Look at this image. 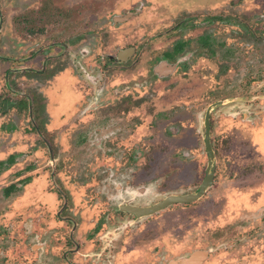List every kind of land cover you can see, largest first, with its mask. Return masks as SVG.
Returning <instances> with one entry per match:
<instances>
[{"label": "rangeland", "instance_id": "1", "mask_svg": "<svg viewBox=\"0 0 264 264\" xmlns=\"http://www.w3.org/2000/svg\"><path fill=\"white\" fill-rule=\"evenodd\" d=\"M233 1L205 9L197 3L171 10L163 0H0V112L7 111L5 100L11 111L0 115V161L10 154L16 159L0 172V264H74L80 259L85 260L79 264L102 259L111 263L119 255L118 243L123 247L125 240L124 254L131 262L127 264H163L164 259L176 261L195 251L208 252L213 260L209 264H264V21L249 27V21L264 12V0ZM139 8L141 16L124 25L111 22L113 15ZM216 14L220 20L202 24L205 16ZM184 17L188 22L179 25ZM182 25L190 32L170 35V31H184ZM87 32L83 42L84 36L78 34ZM207 32L214 39L212 50L196 43ZM182 34L196 45L190 47L195 60L185 64V74L179 70L174 76L151 79L153 64ZM130 44L137 47L131 61L102 68L107 55L115 56ZM78 50L89 54L82 58ZM59 52L48 59V66L51 60L56 64L46 75H35L32 66L38 67L45 54ZM62 71L75 81L70 86L79 97V112L70 115L68 108L57 118L49 112V118L43 103H49L47 96L56 86L53 80ZM45 76L46 82H40ZM87 79H101L96 90L99 93L104 86L107 97L119 98L116 91H129L126 101L118 105L130 112L126 120L132 118L121 133L125 146L139 147L143 160H136V165L128 162L119 167L122 156L93 146L99 136L88 128L82 113L93 110L85 108L93 89ZM135 82L142 84L135 87L137 93L131 87ZM26 97L32 100L30 110ZM215 101L223 102L211 115L215 182L198 210L187 212L176 206L132 221L113 210L122 202L114 188L121 182L119 174L130 176L141 164V181L155 174L166 186L173 176L161 177L166 170L163 163L176 161V156L168 146L159 145L157 136L184 118L186 125L194 126L197 138L202 137L204 112ZM6 130L15 135L8 138ZM194 143L193 139L187 142L186 148ZM131 149L126 148V158L134 156ZM190 153L205 167L201 146ZM152 158L157 166L151 164ZM181 169L174 181L192 182L194 163H185ZM109 171L119 173L114 183L102 180ZM86 173L93 174V179L86 180ZM11 184L18 190L6 197L4 189ZM102 217L107 228L94 233ZM74 222L73 237L83 254L75 258L66 252L74 248L70 236ZM202 222L208 225L201 226ZM44 242L46 247L41 248ZM107 245L110 252H102Z\"/></svg>", "mask_w": 264, "mask_h": 264}, {"label": "flooded vegetation", "instance_id": "2", "mask_svg": "<svg viewBox=\"0 0 264 264\" xmlns=\"http://www.w3.org/2000/svg\"><path fill=\"white\" fill-rule=\"evenodd\" d=\"M222 1L223 0H163V2H167L170 5L171 10L183 8L184 5H193V4L197 5V3L199 5H202L204 9L208 6H213V5L217 7L219 3ZM237 1L236 0L233 1V4H236ZM249 1L253 2L254 0H249ZM140 11H141V8H139V10L138 9L129 10V12H126L123 15H117V14L113 15L111 18V22H113L114 24L124 25L125 23L129 22L131 19L137 16H141ZM205 17L206 19L204 22H202V24L205 23L206 25H210L211 23H213L212 20L214 19L215 20L221 19L219 18L221 16H217V14L214 16L209 15ZM261 19L264 21V12L258 15L257 17H254L252 20H250L249 27H252L254 23L259 22ZM187 22H188V17L186 18L184 17L180 19L178 23L180 25V24L187 23ZM182 26L185 27L184 31H170V35L175 34V32L176 33L177 32H181V33L190 32L186 30L187 28L185 25H182ZM173 29L176 30L177 25H176V28L173 27ZM251 31L252 30H249L250 34H253V32ZM81 35L84 36V39L82 41L85 42L87 40L86 38L88 37L89 32H87L86 34H78V37ZM213 41H214L213 36L207 32L206 34L200 36L196 40V43L200 47H203V48L206 47L212 50ZM191 45L196 47L194 43H192L190 40L185 38L184 34L179 36L178 40L176 39L173 40L171 42L170 50L165 52V54H163L162 57H160L153 64L151 68V79H155L157 77L166 78L168 76H174L179 70L181 72L184 70V74H185L186 70H188V65H185V64H187L190 61L195 60L194 53L190 49ZM62 48L63 50H65L64 46H62ZM78 52L80 53L82 58L87 57L89 54V52L86 50H82V51L78 50ZM136 52H137L136 46L132 44L125 46L121 48L120 50H118L115 56L107 55L106 60L101 62L102 68L105 69L106 64L108 65L110 63L126 65L129 61H131L136 56ZM60 54L61 52L57 54H49V55L45 54L43 58L40 59L41 62L39 63L38 67L35 68L34 66H32L34 69L35 75H39V76L46 75V71L48 69L53 68L54 65L56 64L55 61L51 60L48 66V63H47L48 59H50L52 55L56 57ZM27 59H28V64L31 66V57H28ZM60 65L61 64H59V66ZM31 69H32L31 67L28 68L29 71ZM99 72H102V70H100ZM100 80L101 79L99 80L95 79L94 81L93 80L89 81L87 79V81L92 83L93 89H91L89 93L87 94L88 95L87 102L89 104H87L85 108L86 110H88L89 108H92L93 110L90 112L88 111L86 113L85 111L82 112L85 118L87 119L86 123H88V128H90L95 135L99 136L98 138L96 137L94 138L93 146L98 147V148H103L105 151H108V152L113 151V155L119 154L120 157L122 156L124 161H123V164L117 163L119 167L126 166L128 162H130V166L136 165L134 162L136 160L140 161L142 159L141 154L138 153L139 147L137 146V144H132L131 146H125L122 143V133H121V130L123 132L125 131V125L127 123H132L131 122L132 118L129 120H126L127 115L130 112L129 111L125 112L124 110H122L124 107H122L121 105H118L119 102L126 101V99L128 98L127 93H129V91H125V89H122L121 91H118V92L116 91V94L119 98L107 97L106 96L107 94H104V93H107L108 90L104 88V86L103 88L100 89L99 93L96 90V87H97L96 85H98ZM40 82H46V76L40 78ZM53 82H56V86H54L55 91L49 92V96H47L49 99V103H47L46 105L43 103V106H46L44 108V113H46L47 116L50 118L49 116V112H50L52 114L51 115L52 117L57 118V116L60 115V112H66L68 108H70V110L72 109L70 115L76 114L77 112H79L78 110L79 107L76 108L79 97L77 98V95L73 91L72 86L75 81L72 78V76L69 75L67 72L62 71L59 76H56V79L53 80ZM70 82L72 86H70ZM98 86H101V85H98ZM140 86H142L141 82H135L134 85H131V87H133L136 93L138 92L136 88ZM125 88H129V86H125ZM55 93L58 94V98H56ZM29 99L26 97V101H27L26 104H27L28 110L32 108V100L31 99L29 100ZM112 99L116 102L114 103ZM3 101L4 100H2V103ZM72 102L74 103L72 104ZM5 103H7V109L5 110H7L8 112H11L9 111V100H5ZM131 103H134V102H131ZM135 104L136 105L134 107L137 108L138 104L137 103ZM222 104H223L222 101H218V102L215 101L214 104L212 103L206 108L204 112V116H203V121H202V135H201L202 137L197 138L196 136L197 134L194 130L195 129L194 126L186 125L188 120L184 118L176 119V121L172 123L174 127L169 128V132L165 131V133H162L160 137L157 136V138L160 141L159 145L168 146L169 151L171 152L172 156H176L175 157L176 161L173 162V160L171 161L170 159L163 163L166 170L163 171L161 177H163L164 175H168L169 177H171L169 175L171 174L173 177L168 178V183L169 182L171 183L170 185H168L167 183L166 186H163L162 184L164 182H158L155 174L145 181L146 184L144 183V181H141L140 173H141V167L143 166V164H141V166H138L140 167V169H137L136 171H134L130 176H125L124 174L117 173L119 174V177H121L120 178L121 182L119 185L117 184L116 186L114 185V188L117 192H119V195L117 197L122 202L117 204L116 209L114 208L113 210H116L120 214L131 217L129 219L130 221L150 217L152 215L157 214L160 211L166 210L170 207H176V206H183L184 208H181V209H185L187 212H190V211L196 212L201 204L199 203L201 198L205 195L206 192H208V190L213 186L215 182L214 177L216 173L217 160H216V156L214 153V144L212 141V117L211 115H212L213 110ZM0 109H1V106H0ZM11 109H13V107ZM6 112H0V115L3 116L6 114ZM134 127H137V125L134 124ZM34 128H35L36 133L39 135L41 132L38 130V128L36 127ZM14 132L15 131L6 130L5 134L7 135L8 138H10V136L15 135ZM197 132H199V130H197ZM123 135L125 136V134ZM140 138L142 139V136ZM192 139L195 140V143L192 147H189V149H187L186 148L188 145L187 142L191 141ZM80 145H83V144H80ZM199 146H201L202 150L205 152L204 153L206 156L205 167H203L204 166L203 164L198 163L196 158H193L192 154L190 153L191 151H197V148H199ZM125 147L130 148V149L132 148L131 150L133 151L134 156L131 159L126 158V155H129V153ZM15 160H16L15 154H10L7 157V159L1 160L0 161V172L3 170H7L10 166L13 165ZM188 162L194 163L195 170H196L195 171L196 176L195 175L193 176V180L190 183L182 184L181 182H175L174 176L179 175V173H182L181 168L184 166L185 163H188ZM154 163H155V166H157L156 159L152 158L151 164H154ZM105 171H106L105 169L101 170L103 174L105 173ZM200 171L203 172L202 176H200L199 174ZM117 174L113 173L112 171H109V173L106 176L104 175L102 176L103 177L102 180L105 181L108 179V181L110 180L112 183H114L115 181L113 182L112 179L114 177L118 178ZM92 175L93 174L86 173L83 175V177H85L86 180L88 178L93 179L94 175L93 176ZM195 178L196 180H194ZM26 179H29V178H26ZM153 183L155 184L152 186L151 184ZM148 185H151V186L146 187ZM163 189H165V192L162 191ZM16 190H18V187L14 184H11L4 189V195L6 197H10V195L12 194L11 192L12 191L15 192ZM148 194L150 195L148 196ZM198 194L199 196L197 199L192 200V201L191 200L184 201V199L191 198L192 196L198 195ZM145 196L151 199H147V198L143 199V197ZM155 198H158V200H155ZM170 199L172 200L171 202L169 201ZM193 204L194 206H192ZM107 212L109 213V211H105L104 214L105 213L107 214ZM59 217H60V214H59ZM105 219H106L105 217H102V219L100 218L97 220L96 226L94 228V233H97L96 230H99L101 227L107 228ZM207 225L208 223L206 222L201 223V226H207ZM76 226H77V223L74 222L72 224V228L70 232L71 241L74 244V248L68 249L66 251L67 255L73 254L74 258H75V255L77 254L83 256V254H80V244L77 242L76 238L73 237V234L75 233V230H76ZM126 241L127 240H125V242L123 243L124 245L123 247L121 246L120 243H118V247L120 248L119 250L120 252L118 253L119 255H114L113 261H111V263L107 259L106 261L102 259L98 261L92 260V264L131 263L129 262L130 257L124 254L126 253L125 251ZM115 245H112V248H114ZM108 246L109 245L104 246L102 252H104L105 250H109L110 252V248ZM43 247H46L45 242L42 243L41 248ZM207 253L202 252V251L188 252V254L184 258H180L176 261H171V262L164 259V263L163 262L162 263L163 264H209L213 262V260L209 257V254ZM149 254H147L148 256L146 257H148V259H151V255ZM67 255L62 256V259L64 260L65 263L67 262L66 260H68ZM101 256L102 255L98 256V258H101ZM104 257L107 258V256H104ZM84 260L85 259H80V262ZM86 261L89 262L91 260L88 259ZM80 262L79 260L78 261L74 260V264H79ZM46 263L47 262H44V264ZM67 264L69 263L67 262Z\"/></svg>", "mask_w": 264, "mask_h": 264}, {"label": "water", "instance_id": "3", "mask_svg": "<svg viewBox=\"0 0 264 264\" xmlns=\"http://www.w3.org/2000/svg\"><path fill=\"white\" fill-rule=\"evenodd\" d=\"M198 196H199V194L198 195H194V196H192L191 198H188V199H184V201H189V200H195V199H197L198 198ZM170 202L172 201L171 199L169 200ZM168 201V202H169Z\"/></svg>", "mask_w": 264, "mask_h": 264}]
</instances>
